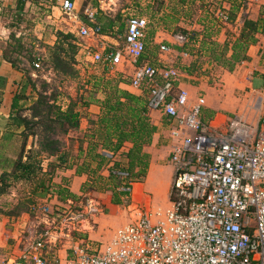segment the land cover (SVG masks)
I'll list each match as a JSON object with an SVG mask.
<instances>
[{"label": "rangeland", "instance_id": "374dc122", "mask_svg": "<svg viewBox=\"0 0 264 264\" xmlns=\"http://www.w3.org/2000/svg\"><path fill=\"white\" fill-rule=\"evenodd\" d=\"M225 5L229 7H224ZM55 10L56 13L51 7L37 2L0 0V35L5 36L7 41L4 42L6 52L16 61L19 68L30 73L32 78L25 91L28 97L22 101L25 108L21 114L28 117H31L32 113L29 106L33 105L40 93L47 94L49 99L56 97L57 102L63 105H67L71 98L79 102L80 96L90 95L89 91L94 92L95 97L99 96V88L96 89L95 86L97 82L102 81L101 76L106 73L103 63H92L84 54L83 46L93 43L92 38H82L77 33H73L74 38H69L64 44L66 51L62 52L66 58H70L76 74L67 76L54 68L52 53L58 40V32L68 33L71 29L74 30V24H70L71 19L59 9ZM77 11L80 17H84L86 12H97L100 19L105 21L103 27L113 20L114 26L106 31L112 35H119L121 26L122 33L126 31V20L130 16H147L150 19L148 56L154 57L152 35L156 34L157 29L162 30L161 24L173 25L176 30L195 24L199 30H193L194 35L202 33L205 37V34H209L212 40L232 41L239 36L246 16L264 19V0H83ZM235 11L236 17L233 19L230 16ZM257 36L258 45L251 50L253 55L247 60L236 62L232 70L219 61L210 67L212 56L204 52L201 46L191 47L193 57L191 55L185 60L173 53H166L164 57L174 58L181 70L186 69V72L188 70L206 78L201 81H205L204 86H208L203 87L200 93L197 91L196 99L203 95L205 105L214 106L220 113L230 117L237 114L252 121L257 118V91L264 85L260 80H256L255 85L252 83L255 74L264 76V32ZM70 42L76 44L75 59L72 58L74 48L70 46ZM31 57H40L39 67L34 65ZM13 128L2 135L0 133L1 162L5 157L14 160L21 152L26 159L29 150L40 147L42 137L30 134L23 151L25 134L22 131L17 133L16 127ZM36 130L41 133L43 127L39 126ZM29 131L26 129V132ZM82 135L83 132L79 130L68 134L58 130L54 135L61 140L65 159L58 155H43V172L48 174L46 178L52 180V185L47 191H35L41 173L30 181L16 179L11 174L5 175L8 185L6 192L0 196V258L19 257L26 243L39 238L48 229L53 234L52 240L58 242L53 253L51 250L45 253L49 259L73 257L72 248H76L83 239L89 237L93 245L102 248L124 223L122 221L125 217L127 220L134 218L136 205L145 210L170 203L165 196H158L157 192L150 190L151 201L134 202L133 197L130 198L127 208V214L131 216L129 219L125 206L118 210V214L124 216L123 219L111 218L105 204L109 197L107 194L100 195V192L113 195L112 190H107V180L106 184L104 180L100 183L86 182L80 189L78 186L77 192L73 193L71 198H61L57 185L69 184L63 177H69L71 171L65 170L64 166L66 162L79 163V139ZM5 170L11 172L13 169L11 166H0L1 178ZM122 187L123 185L120 189ZM43 207H48V210Z\"/></svg>", "mask_w": 264, "mask_h": 264}, {"label": "built area", "instance_id": "2783aa9c", "mask_svg": "<svg viewBox=\"0 0 264 264\" xmlns=\"http://www.w3.org/2000/svg\"><path fill=\"white\" fill-rule=\"evenodd\" d=\"M28 1L58 5L70 18L77 12L75 0ZM88 16L96 18L94 11ZM148 27L147 18L130 16L122 43L112 50L88 49L87 54L92 63L108 67L136 63L131 85L147 92L150 112L160 111L167 118L173 199L156 209L136 205L134 218L119 226L102 248L83 239L72 248L67 264H264V85L257 91L256 119L236 114L227 121L205 120L206 100L202 95L192 101L178 87L183 71L174 58L139 64ZM101 31L100 24L84 25L78 36ZM188 38L190 34L179 36L182 42ZM160 50L172 52L167 44ZM52 238L48 229L26 243L19 257L1 258L0 264H62L45 254L56 250L58 242Z\"/></svg>", "mask_w": 264, "mask_h": 264}, {"label": "trees", "instance_id": "16d2710c", "mask_svg": "<svg viewBox=\"0 0 264 264\" xmlns=\"http://www.w3.org/2000/svg\"><path fill=\"white\" fill-rule=\"evenodd\" d=\"M24 1L29 2L28 0ZM230 17L234 19L236 11ZM263 21L262 18L253 19L246 16L240 34L234 40L219 42L218 40H212L209 34H205L202 45L204 47L208 44V51L212 59L221 62L223 66L232 70L236 62L250 58V46L256 44L259 40L257 35L264 32ZM112 26H114V21L110 20L102 27V31L106 32ZM122 30L121 26L120 33H122ZM207 36L210 38H206ZM69 38H74L72 32H58V40L52 53V59L54 68L57 71L72 76L76 74V69L71 64L70 58H66L62 54L66 51L64 44ZM188 39L187 43L193 45L199 43L198 38L193 35ZM70 46L74 48L72 58L75 59L76 44L70 42ZM201 49L204 50V48ZM144 55L145 53L140 57L139 64H158L155 61L145 62ZM5 58L11 61L13 65L18 66L6 51ZM31 61L36 65V63H40V57H31ZM26 75V84H28L32 78L28 72ZM95 87L96 89L101 88L99 82ZM89 93L90 95L87 97L80 96L79 102L71 98L66 106L57 102L56 97L49 99L47 94L40 93L33 105L29 106L32 118L21 114V111L25 108L22 101L28 97L26 92L21 90L14 96L11 114L13 123H10V125L22 128L21 131L25 134L23 151L25 150L26 139L30 134L40 135L42 139L39 142L40 147L38 149L28 151L26 159L23 152H21L14 160L5 157L2 162L0 161L1 167L11 166L13 169L11 172L5 170L2 178L0 177V196L6 192L8 182L5 175L8 174L13 175L16 179L30 181L41 173L42 176L39 177V183L35 191L36 193H38V189H40V193L47 191L52 185V180L46 178L48 174L43 172V155H58L63 160L65 159V152L62 154L63 151L61 150V140L54 135L58 130L64 134H68L73 130H79L80 132L81 118L85 115L83 107L88 106L92 101H98L102 106V113L97 117H89L91 126L79 139V159H82V154L86 148L85 161L88 160V164L84 163V165L87 169L91 168L93 161H97L98 167L102 168L113 157L128 158L126 166L121 163L120 158H116L117 160L109 170L107 182L109 187L107 190H112V201L114 203H122V195L127 197L124 201L130 203V190L127 188H131L132 182L141 181L146 176L149 154L143 149L145 145L151 142L153 134L157 130L156 125L151 121L147 100L113 84L108 86L106 96L102 100L97 99L94 92L89 91ZM39 126L43 127L41 133L36 130ZM26 129L30 131L26 132ZM128 142L131 143L129 149L125 148V144ZM81 170L82 167L79 168V172ZM122 185L123 187L120 189ZM57 187L60 188L58 192L61 198L68 199L74 196L73 192L63 184H58ZM171 199H173V196H171Z\"/></svg>", "mask_w": 264, "mask_h": 264}, {"label": "crops", "instance_id": "0c3cea01", "mask_svg": "<svg viewBox=\"0 0 264 264\" xmlns=\"http://www.w3.org/2000/svg\"><path fill=\"white\" fill-rule=\"evenodd\" d=\"M77 7L78 5H81L83 0H75ZM89 6V5H88ZM224 7H229L225 5ZM54 12L56 13L55 9H60L58 5L51 7ZM62 12V11H61ZM78 12V11H77ZM75 13L71 19V25L74 26V30L71 29L70 32L77 33L78 30L80 31V28L84 25L87 26H95L96 24H100L102 26L103 23H105L104 20H101L98 16L97 12L96 18L94 20H91L88 16L90 12H86L84 17H80L78 13ZM49 17H52V15H49ZM145 17V16H142ZM147 20L149 21L150 25V19L146 16ZM244 24V20H243ZM160 27L162 30L157 29L156 34H153V46H154V57L148 56V30H147V36H146V43H147V49L145 52V62L155 61L157 63L163 64L164 62L168 60V58L164 57L166 53L160 50L162 44H167L172 48L173 54H178L182 59H186L187 57H190L192 54L190 52L191 47H199L202 45V38L203 34H196L194 35L192 32L198 31L199 28H196L195 24L192 27H186L184 29H173L172 26L163 25ZM103 27V26H102ZM243 27V26H242ZM178 28V27H177ZM242 29V28H241ZM76 30V32H75ZM164 30V31H163ZM163 31V32H162ZM4 34V32H2ZM124 33H120L119 35H112L106 32L101 31V33H98L92 37L91 40H93V43L89 45L83 46L84 54L86 55V59H92L88 54L87 50L90 49L92 51H104V50H112L116 48L122 41L124 40L123 37ZM190 34L198 38L199 43L196 45H193L191 43L182 42L179 39L180 35H188ZM80 35V34H79ZM5 37V36H4ZM2 35H0V133L1 135L4 134V132H8L10 129H14V125H10V123H13V119L11 117L12 114V102L14 96L21 90L26 91L28 88V84H26V74L27 71L19 68V66L13 65V63L5 58V51L6 47L4 45L5 38ZM82 38H85L83 36H80ZM258 45V44H257ZM256 44H253L249 48V55H253L251 50L253 47L257 46ZM201 48H204V52L210 54L208 51V44L204 47L203 45ZM188 51V55H184L183 52ZM193 57V55H192ZM209 62V61H208ZM209 65L214 66L216 64V61L214 59H211ZM136 63H133L131 61H121L118 64L108 67L104 65V71L106 72L101 76L103 79L101 82H99L101 88L99 89L100 95L96 98L99 100H102L106 96V89L109 85H117L120 88L127 90L137 96H140L144 98V100H147V92L143 91L142 89H139L133 85H131V80L135 72ZM182 76L180 80L177 82V85L179 88L186 90L190 94V98L192 101L198 100V98L202 95H199L196 99L197 91H200L203 89L205 84V81H201V79H206L203 76H198L194 72H189L186 69L182 70ZM30 74V73H29ZM105 76V78H104ZM256 80H260L261 82H264V76L261 74H255L253 76V84L255 85ZM194 81V82H193ZM196 81H201L200 83H197ZM83 110L85 111L84 117L81 118V132H86L90 128L89 123V117H97L102 113V106L98 101H92L88 106H84ZM203 114L204 119H213L214 121H227L228 115L224 113H220L216 110L214 106L205 105L203 108ZM207 119H206V118ZM150 118L153 124L156 125L157 130L153 134L152 140L149 144L144 146V151L149 154V165L147 167V174L141 181H134L132 182V186L130 189V198L133 197L132 201L139 202L142 200L145 201H151V195L150 190L157 192L158 196H165L169 201H171V188H172V181H173V175H174V166L170 162L169 155H170V149H171V143L172 139L169 135V126L167 122V118L160 112V111H151L150 112ZM20 127H16L15 131L17 133L21 132ZM221 129H224V126L221 127ZM131 147V143H126L125 148L129 149ZM87 152V148L85 149V152L82 154V159H79V163H71L68 164V162L65 163L64 169L67 171H71V174H69V177H63L65 181L69 182V184L64 186L68 187L69 190L73 193L77 192V188L83 186L86 182H93L96 181V183H100L101 180H107L109 179V170L116 158L119 157H113L111 160L107 161L102 168L98 167V162L93 161L91 168L87 169L85 164H88L87 161H85V154ZM121 163L124 162V165H127L128 158L121 157ZM83 163V164H82ZM67 164V165H66ZM123 164V163H122ZM82 167V170L79 172V168ZM106 184V181H105ZM159 185V187H158ZM107 186V185H105ZM137 191V192H136ZM106 195L109 197L108 202H106V208L109 210L108 216L111 218H117L120 220V217L123 219L124 216L118 214L119 208L122 206H125L126 209V215L129 219L131 216L127 214V208L128 204L125 200V195H122L123 202L122 203H114L112 201L113 195H110L109 192H100V195ZM170 204V203H169ZM169 204L165 205L168 206ZM121 210V209H120ZM133 215V214H132ZM107 216V215H106ZM130 218L129 220H131ZM126 217L124 218L123 224L128 222ZM122 224V225H123ZM91 234V233H90ZM90 238V237H89ZM92 239V238H91ZM1 259V258H0ZM69 258H57V260L62 264H67L69 262Z\"/></svg>", "mask_w": 264, "mask_h": 264}, {"label": "bare ground", "instance_id": "6f19581e", "mask_svg": "<svg viewBox=\"0 0 264 264\" xmlns=\"http://www.w3.org/2000/svg\"><path fill=\"white\" fill-rule=\"evenodd\" d=\"M137 192V191H136ZM93 200V199H92Z\"/></svg>", "mask_w": 264, "mask_h": 264}]
</instances>
